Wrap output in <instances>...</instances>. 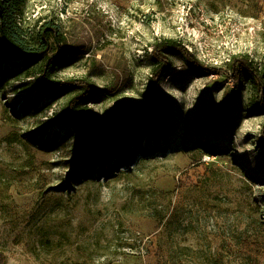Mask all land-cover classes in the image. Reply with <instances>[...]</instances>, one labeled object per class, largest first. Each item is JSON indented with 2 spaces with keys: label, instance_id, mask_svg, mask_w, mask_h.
<instances>
[{
  "label": "rangeland",
  "instance_id": "374dc122",
  "mask_svg": "<svg viewBox=\"0 0 264 264\" xmlns=\"http://www.w3.org/2000/svg\"><path fill=\"white\" fill-rule=\"evenodd\" d=\"M25 2L28 28L51 20L66 38L53 78L102 90L91 113L170 106L159 124L122 126L142 132L124 145L127 164L98 163L92 125L66 118L77 92L54 96L29 77L37 65L0 46V264H264V110L232 70L248 55L264 71V0ZM163 38L215 71L172 57L150 85Z\"/></svg>",
  "mask_w": 264,
  "mask_h": 264
},
{
  "label": "trees",
  "instance_id": "16d2710c",
  "mask_svg": "<svg viewBox=\"0 0 264 264\" xmlns=\"http://www.w3.org/2000/svg\"><path fill=\"white\" fill-rule=\"evenodd\" d=\"M25 0H0V46L8 50L15 61L37 65L38 70L30 71L29 77L36 78L44 89L58 95L76 91L77 94L67 103L66 118L74 123H90L93 129H88L85 135V145L89 147L91 156L98 163L118 160L127 164L125 143L128 145L140 140L141 130H129L126 137L122 136V126L132 119H143L151 124H159L169 110L170 101L166 97H159L163 108L150 110L133 103H121L114 107L104 118L91 113L85 106L89 98L98 95L100 91L88 80L53 78L58 64L65 61L70 49L65 46L66 38L61 32L60 26L53 21H44L34 29L25 25ZM57 47V53H51ZM151 73L150 85L154 86L164 78L171 70L170 58L178 57L190 67L201 73L214 72L215 68L204 67L196 55L188 50L180 41L173 38L158 39L151 44ZM5 70V69H4ZM235 76L240 80L241 73H246L254 88L253 105L259 110H264V71L259 65L250 59L248 55L238 56L232 64ZM241 71V72H240ZM3 73V72H1ZM154 95L155 92L152 90ZM25 110V108H23ZM261 143L264 147V126L262 129ZM200 147L209 149L204 142ZM121 151V152H120ZM131 151V150H129ZM149 150H142L141 154ZM120 153V154H119ZM115 158V159H114ZM76 179V178H75Z\"/></svg>",
  "mask_w": 264,
  "mask_h": 264
}]
</instances>
